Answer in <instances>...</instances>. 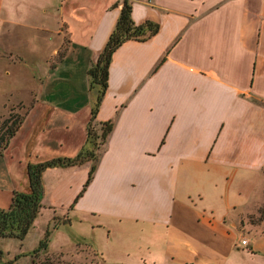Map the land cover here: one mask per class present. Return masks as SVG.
Instances as JSON below:
<instances>
[{
  "label": "crops",
  "instance_id": "1",
  "mask_svg": "<svg viewBox=\"0 0 264 264\" xmlns=\"http://www.w3.org/2000/svg\"><path fill=\"white\" fill-rule=\"evenodd\" d=\"M131 1L135 22L159 29L113 54L96 120L115 124L94 177L76 200L93 161L47 167L43 206L23 240L0 235V264L32 258L66 216L50 251L88 245L105 264H264V219L239 220L264 187V0ZM121 7L0 0V54H9L0 55V124L9 102L28 104L0 149V207L33 190L41 162L88 143L97 95L88 70ZM102 228L107 251L94 236Z\"/></svg>",
  "mask_w": 264,
  "mask_h": 264
},
{
  "label": "trees",
  "instance_id": "2",
  "mask_svg": "<svg viewBox=\"0 0 264 264\" xmlns=\"http://www.w3.org/2000/svg\"><path fill=\"white\" fill-rule=\"evenodd\" d=\"M116 4H118V2ZM132 7L133 5L131 0H122L120 15L117 19L115 27L110 33L105 47L100 53L98 59L89 67L88 70L91 87L95 88L97 92L95 101L92 105V115L87 137L88 143L74 156L54 157L41 162L36 167V169L32 172L33 190L29 192L15 190L10 207H0V235H13L17 236L21 240L25 238L26 234L34 224V220L39 209L43 206L42 198L45 192L43 171L47 167L58 164L76 165L87 160L93 161L88 177L82 190L76 197V200L83 194L84 190L93 179L97 168V162L115 124L113 119L104 121L96 120L97 112L109 85L110 65L113 54L115 50L127 39L135 38L145 40L155 34L159 29V24L152 20H146L143 23L135 22L132 16ZM10 120V117H5L0 124V149L8 143L10 137L17 131L23 120V116L19 121H16L11 125H9ZM99 145L101 146V149H96ZM59 218H56V222L53 227L57 226L58 223L71 221V217L69 216H66L65 219L62 218L61 220H59ZM53 227H50V225L47 227L45 235L40 240L37 247L33 249L32 254L48 249ZM1 251L2 250L0 248V252ZM42 264L52 263L44 261Z\"/></svg>",
  "mask_w": 264,
  "mask_h": 264
},
{
  "label": "rangeland",
  "instance_id": "3",
  "mask_svg": "<svg viewBox=\"0 0 264 264\" xmlns=\"http://www.w3.org/2000/svg\"><path fill=\"white\" fill-rule=\"evenodd\" d=\"M37 12H31V16L34 19L33 21L36 22H43L44 19L47 17L44 14H37ZM4 39L8 43V38L4 37ZM3 59H9V54L7 51L2 52L0 54ZM23 71V69H21ZM18 71V69H17ZM28 104L25 100H16L11 101L7 104V108L5 110V117H10L11 120L9 125L14 124V122L19 121L20 118L23 116ZM101 145V144H100ZM97 146L96 149H101V146ZM259 195L262 191V187L258 188ZM65 217H60L59 220ZM261 219H264V187H263V194L262 197L257 199L254 204V209L249 212H241L239 213V220L241 223H248L256 224ZM44 219L41 218V222ZM80 223L76 222L75 226L79 225ZM96 238H100L103 240L101 242L100 248L102 251H107V244H105V240L107 238V230L102 228L96 232L94 235ZM57 243V242H55ZM44 261L51 262L52 264H105L101 254L91 246L88 245H80L77 247V250H71L66 255L64 252H54L50 251L49 249L45 251H39L32 255V258L26 260L25 258L22 260L21 264H42Z\"/></svg>",
  "mask_w": 264,
  "mask_h": 264
},
{
  "label": "built area",
  "instance_id": "4",
  "mask_svg": "<svg viewBox=\"0 0 264 264\" xmlns=\"http://www.w3.org/2000/svg\"><path fill=\"white\" fill-rule=\"evenodd\" d=\"M243 242H246V239H243Z\"/></svg>",
  "mask_w": 264,
  "mask_h": 264
}]
</instances>
